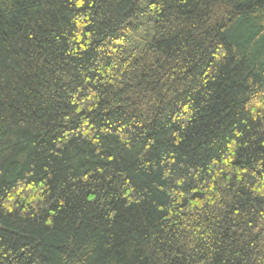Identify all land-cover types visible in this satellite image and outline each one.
Wrapping results in <instances>:
<instances>
[{"label":"trees","instance_id":"16d2710c","mask_svg":"<svg viewBox=\"0 0 264 264\" xmlns=\"http://www.w3.org/2000/svg\"><path fill=\"white\" fill-rule=\"evenodd\" d=\"M0 264H264V0H0Z\"/></svg>","mask_w":264,"mask_h":264}]
</instances>
